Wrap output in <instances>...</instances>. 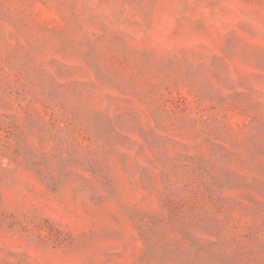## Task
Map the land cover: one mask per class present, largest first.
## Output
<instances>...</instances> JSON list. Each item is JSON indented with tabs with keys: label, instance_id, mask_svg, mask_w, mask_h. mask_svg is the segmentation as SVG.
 I'll return each instance as SVG.
<instances>
[{
	"label": "rangeland",
	"instance_id": "374dc122",
	"mask_svg": "<svg viewBox=\"0 0 264 264\" xmlns=\"http://www.w3.org/2000/svg\"><path fill=\"white\" fill-rule=\"evenodd\" d=\"M0 264H264V0H0Z\"/></svg>",
	"mask_w": 264,
	"mask_h": 264
}]
</instances>
